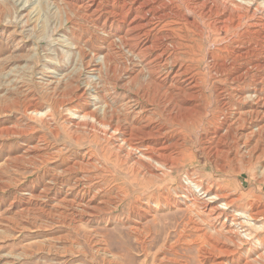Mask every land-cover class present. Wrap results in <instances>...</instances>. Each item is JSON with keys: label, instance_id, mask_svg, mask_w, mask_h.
Here are the masks:
<instances>
[{"label": "rangeland", "instance_id": "rangeland-1", "mask_svg": "<svg viewBox=\"0 0 264 264\" xmlns=\"http://www.w3.org/2000/svg\"><path fill=\"white\" fill-rule=\"evenodd\" d=\"M143 1L0 0V264H246L264 257V131L256 132L264 114L255 112L264 111V68L256 67L264 64V37H239L251 19H264V0H230L241 14L254 13L236 31L215 28L229 12L223 0L210 1L212 10L201 0ZM140 14L150 18V35L128 31ZM164 23L162 33L173 29L177 47L156 59L150 39ZM94 64L99 70L91 73ZM193 71L202 80L189 97L179 89ZM159 81L170 83V104L154 87ZM232 112L244 127L233 124L228 136L217 124ZM153 127L162 136L144 134ZM123 138L129 141L118 150ZM154 147L165 160H146ZM218 148L227 151L214 155ZM139 159L154 164L153 175ZM179 195L195 198L171 206ZM215 195L212 212L205 204Z\"/></svg>", "mask_w": 264, "mask_h": 264}, {"label": "bare ground", "instance_id": "bare-ground-1", "mask_svg": "<svg viewBox=\"0 0 264 264\" xmlns=\"http://www.w3.org/2000/svg\"><path fill=\"white\" fill-rule=\"evenodd\" d=\"M122 1V0H121ZM143 1V0H142ZM165 1V0H164ZM168 1V0H167ZM202 2L200 3V5L201 6H205V7H208L209 6V10H212L213 8H215L214 6H212V4L211 3H209L210 1H212V3H214V1L213 0H201ZM93 2V1H92ZM119 2H120V0H119ZM126 2H127V0H126ZM126 2H124V3H126ZM150 2V1H149ZM155 1H153L152 3H154ZM226 0H223L222 1V3H221V9H222V11L223 12H225L226 10L227 11H229L228 12V14H224V16H223V18H221V19H217L218 21H214L215 22V24H216V26H215V28H216V30H222V29H225V31L226 30H228L230 27H232L233 29H234V31H236L237 29H240V28H243L242 26H244L243 24H245V22L242 20L243 18H245V17H253L254 15V13L253 14H249V12H246V13H242L241 14V11H242V9H239V7L241 6V4H237L236 6H232V5H230V4H232V3H234V2H232V1H230V0H228V6H227V4H226ZM117 3V2H116ZM123 3V4H124ZM140 3V2H139ZM157 3V2H156ZM159 3H162V2H159ZM165 3V2H164ZM197 3V2H196ZM119 4V3H118ZM122 4V5H123ZM150 4V3H149ZM195 4V3H194ZM121 5V4H120ZM127 5V4H126ZM131 5V4H130ZM146 5V0H144L141 4H140V6L141 7H143V6H145ZM197 5V4H196ZM199 5V6H200ZM208 5V6H207ZM92 6V5H91ZM138 6V5H137ZM139 6V7H140ZM153 6H154V4H153ZM159 6V5H158ZM165 6V5H164ZM169 6V5H168ZM100 7V6H99ZM98 7V8H99ZM123 7V6H122ZM125 7V6H124ZM123 7V8H124ZM129 7V6H128ZM138 7V8H139ZM161 8H162V4H161V6H160ZM166 7V6H165ZM120 8H121V6H120ZM130 8V7H129ZM136 8V7H135ZM157 8V7H156ZM198 8H200V7H198ZM128 9V8H127ZM126 9V10H127ZM144 9V8H143ZM147 9V8H146ZM168 9V8H167ZM196 9V8H195ZM128 10H130V9H128ZM163 10H164V8H163ZM149 11H151V10H149ZM148 11V12H149ZM236 11V12H235ZM113 12H114V10H113ZM120 11H118V13H119ZM135 12H138V11H136L135 10ZM145 12V11H144ZM147 12V11H146ZM145 12V13H146ZM160 12V11H159ZM236 14H235V13ZM240 12V13H239ZM116 13V12H115ZM127 13V12H126ZM132 13V12H131ZM145 13H143V14H145ZM152 13V12H151ZM162 13H164V12H162ZM201 13V12H200ZM204 13V12H203ZM114 14V13H113ZM142 14V16H141V14H140V19H138L137 21H133V22H130L129 24H128V31H139V30H143V29H145V31H142V32H144V36H146V35H150L151 34V30H149V29H146L148 26H150V24H151V22L150 21H145V19H144V16L145 15H143ZM150 14V13H149ZM153 14V13H152ZM208 14V13H207ZM119 15H120V17H121V19L125 16V10H121V12L119 13ZM130 15V14H129ZM135 15H137L138 16V14L136 13ZM155 14H153V16H154ZM158 15H160V14H158ZM165 15H167V14H162V15H160L159 16V18H165ZM201 15V14H200ZM210 15V14H209ZM213 15V14H212ZM218 15V14H217ZM148 16V15H147ZM215 16V15H214ZM146 17V16H145ZM150 17V16H149ZM168 17V16H167ZM209 17V16H208ZM210 17H212V16H210ZM222 17V16H221ZM119 18V17H118ZM156 17H154V19H155ZM126 19V18H125ZM137 19V18H136ZM152 19H153V17H152ZM151 19V20H152ZM164 20V19H163ZM162 20V21H163ZM246 20V19H245ZM121 21V20H120ZM130 21V20H129ZM152 21H154V20H152ZM160 21V20H159ZM248 22V21H247ZM159 23V22H158ZM157 23V24H158ZM123 24V23H122ZM165 24V23H164ZM214 24V25H215ZM163 27L160 29L159 27H157V28H159L160 29V31L158 32V33H156L155 32V34H154V38L153 39H150V42H152V45H149V46H151V47H155V48H157L158 50H160V52L157 54V58L156 59H159L160 57H162V56H164V55H166L167 53L169 54V52L170 51H172V49H173V47H174V49H175V47H177V42L176 43H174L172 40H174L173 39V29L171 30V29H167L166 30V32L164 33H162V31H165L164 29H166V27L168 26V24H165V25H162ZM156 27V26H155ZM245 27V26H244ZM127 30V29H126ZM154 30V29H153ZM129 33V32H128ZM141 33V32H140ZM177 34V33H176ZM200 34H203L202 33V31H201V33ZM199 34V35H200ZM217 34H218V31H217ZM248 34H253V35H262L263 37H264V19H262L261 17H258L257 19H251V21L249 22V23H246V28L243 30V31H240L239 32V37L241 38V37H244L245 35H248ZM125 35V34H124ZM127 35V34H126ZM129 35V34H128ZM142 35V34H141ZM259 35V36H260ZM175 36V35H174ZM250 36V35H249ZM138 37H139V35H138ZM239 37H238V40H239ZM151 38V37H150ZM175 39H176V37H174ZM179 38V37H178ZM139 39V38H138ZM137 39V40H138ZM142 39V38H141ZM144 39V38H143ZM146 40V39H145ZM175 41V40H174ZM241 41V40H240ZM249 41H251V40H249ZM263 42V41H262ZM139 43H140V41H139ZM145 43V42H144ZM179 43V42H178ZM250 43V42H249ZM254 43V42H253ZM244 44V43H243ZM129 45V44H128ZM138 45V44H137ZM140 45V44H139ZM143 45V44H142ZM240 45V44H239ZM250 45V44H249ZM149 46L148 47H145L144 49H145V51L148 49L149 50ZM242 46V45H241ZM134 47V46H133ZM237 47V46H236ZM135 48V47H134ZM152 49V48H151ZM150 49V50H151ZM248 50V49H247ZM250 50V49H249ZM133 51V50H132ZM177 51V50H176ZM245 51V50H244ZM152 52V51H151ZM175 52V51H174ZM180 52V51H179ZM210 52V51H209ZM210 53H212V52H210ZM239 53V52H238ZM142 54V53H141ZM143 54H144V52H143ZM173 54H175V53H173ZM241 54V53H240ZM250 54H251V52H250ZM151 55V54H150ZM208 55V54H207ZM206 55V56H207ZM213 55V54H212ZM215 55V54H214ZM237 55V54H236ZM243 55V54H242ZM249 55V54H248ZM170 56H173L172 54H170ZM178 57L180 56V55H177ZM177 56H175L176 58H177ZM205 56V57H206ZM210 56H211V54H210ZM244 56V55H243ZM257 56V55H256ZM150 57V56H149ZM238 57V56H237ZM240 57H242V56H240ZM246 57V56H245ZM168 58V57H167ZM170 58V57H169ZM215 58H218V57H215ZM235 58V57H234ZM166 59V58H165ZM173 59V58H172ZM191 59H193V58H191ZM238 59H239V57H238ZM255 59V58H254ZM104 60V59H103ZM151 60V59H150ZM149 60V61H150ZM177 60V59H176ZM203 60V59H202ZM212 60V59H211ZM162 61V60H161ZM160 61V62H161ZM170 61H171V59H170ZM178 61V60H177ZM215 61H216V59H215ZM250 61V60H249ZM151 62H153V61H151ZM159 62V61H158ZM264 62V61H263ZM162 63V62H161ZM160 63V64H161ZM166 63H167V61H166ZM172 63H175V61L174 62H172ZM180 63V62H179ZM215 63H217V62H215ZM252 63V62H251ZM256 63V62H255ZM255 63H254V65H255ZM262 63V62H261ZM151 64V63H150ZM170 63H168V65H169ZM184 64H185V62H184ZM189 64H191V63H189ZM198 64V63H197ZM257 64V63H256ZM149 65V64H148ZM148 65H146V66H148ZM153 65H154V63H153ZM165 65V64H164ZM167 65V64H166ZM165 65V66H166ZM171 65V64H170ZM173 65V64H172ZM181 65V64H180ZM187 65V64H186ZM192 65H193V63H192ZM161 66V65H160ZM188 66V65H187ZM194 66V65H193ZM216 66V65H215ZM158 67V66H157ZM181 67V66H180ZM191 67V66H190ZM190 67H189V69H190ZM257 68L258 67H261V68H264V64L262 63V64H260V65H257L256 66ZM149 68V67H148ZM151 68V67H150ZM160 68V67H159ZM158 68V69H159ZM154 69V68H153ZM187 69H188V67H187ZM185 70L184 69V71L185 72H183V73H180V74H187L189 71L188 70ZM99 70V68L96 66V64H94V65H92L91 66V68H90V71H91V73L92 72H97ZM180 70H181V68H180ZM191 70V69H190ZM194 70V69H193ZM239 71V70H238ZM157 72V71H156ZM156 72H155V74H156ZM159 72V71H158ZM176 72V71H175ZM243 72H245V71H243ZM152 73H154L153 72V70H152ZM240 73V72H239ZM242 73V72H241ZM246 73H248V75H249V73H250V69H248V70H246ZM149 74V73H148ZM159 74V73H158ZM171 74V73H170ZM190 74V77H189V79H187L186 80V82H188L189 81V83L188 84H186V86H182L180 89L179 88H177V90L179 89L180 90V92H184L185 94H187L189 97H193V96H195V89H196V86H198L197 84L199 83V81H198V79H200V78H198L197 79V73H195L194 71H193V73H189ZM200 74V73H199ZM207 74V73H206ZM244 74V73H243ZM173 75V74H172ZM171 75V76H172ZM175 76H176V74H174ZM245 75V74H244ZM243 75V76H244ZM148 76V75H147ZM149 76H150V74H149ZM153 76V75H152ZM168 75H166L165 77H167ZM180 76V75H179ZM202 76V75H201ZM200 76V77H201ZM204 76V75H203ZM240 76H242V74H239V77ZM164 77V78H165ZM180 77H182V76H180ZM205 77V76H204ZM172 78V77H171ZM176 78V77H175ZM241 78V77H240ZM158 79V78H157ZM186 79V78H185ZM184 79V80H185ZM162 80V79H161ZM200 80H202V79H200ZM150 81V80H149ZM176 81H178V80H176ZM193 81V82H192ZM148 83V82H147ZM173 83V82H172ZM170 83H166L165 81L164 82H162V81H159V82H157V83H154V87L156 88V90H158V92H159V95H161V97L160 98H162V93H163V96L165 95L166 96V98L168 97V102L167 103H171V102H173V99H175V96H174V93H172V91H171V86L169 85ZM185 84V83H184ZM180 85H181V83H180ZM180 85L178 84V86L180 87ZM174 86V85H173ZM176 87V86H175ZM175 87H174V89H175ZM200 87V86H199ZM242 87V86H241ZM173 89V90H174ZM198 89H200V88H198ZM155 90V91H156ZM176 90V91H177ZM154 91V92H155ZM157 92V93H158ZM189 92V93H188ZM201 92V91H200ZM241 92V91H240ZM177 94V93H176ZM184 94V95H185ZM139 95V94H138ZM183 95V96H184ZM164 96V97H165ZM187 96V97H188ZM156 97H157V95H156ZM155 97V98H156ZM179 97V96H178ZM188 97V98H189ZM150 98V97H149ZM159 99V98H158ZM241 99V98H240ZM156 100H157V98H156ZM160 101V100H159ZM161 101H163L164 102V99H162ZM153 102V101H152ZM156 102V101H155ZM178 102V101H177ZM175 103V102H174ZM173 103V104H174ZM94 104V103H93ZM157 104V103H156ZM164 104V103H163ZM197 104H198V101H197ZM91 105V102H90V104H88L87 106H90ZM158 105V104H157ZM196 105V104H195ZM195 105H193V107H195ZM159 106H160V104H159ZM158 106V107H159ZM161 106L163 107V105H162V103H161ZM169 106V105H168ZM175 107V106H174ZM192 107V106H191ZM176 108L177 109H179L180 111H182V110H184L183 108H180L179 107V105L178 106H176ZM166 110H172L171 109V106L170 107H168V108H165ZM165 109H163V110H165ZM198 109V108H197ZM176 110V109H175ZM185 111H187V110H185ZM91 112V111H90ZM188 112V111H187ZM201 112V111H200ZM257 114L259 113V112H262V114H264V111H255ZM181 113V112H180ZM253 113V112H252ZM89 114V113H88ZM103 114V113H102ZM102 114H101V116H102ZM166 114H167V111H166ZM185 114H187V113H185ZM237 114H241V113H236V112H232L230 115H231V117L230 116H228V117H226V121H224V122H221V123H218L217 124V126H223V125H226L227 127H228V130H227V132H226V134L225 135H228L229 136V134L232 136V133H230L231 132V129L233 128L232 126H233V124H239V123H241L240 122V119H239V117L235 120V118L238 116ZM262 114H260L261 116H262ZM90 115H92V114H90ZM96 115V114H95ZM106 115V114H105ZM172 115V114H171ZM167 116H169V113H168V115ZM174 116V115H173ZM154 117V116H153ZM232 117H234V119L233 120H235V121H233L232 120V122H231V119H232ZM259 117V116H258ZM98 119V118H97ZM169 119H172V117L170 116V118ZM177 119V118H176ZM100 120V119H99ZM98 120V121H99ZM225 120V119H224ZM103 121V120H102ZM101 121V122H102ZM188 121V120H187ZM210 121V120H209ZM106 123V122H105ZM110 124V123H109ZM239 126H242V127H244V124L242 125V124H239ZM120 127V126H119ZM242 127H240V128H242ZM112 128H113V126H112ZM137 128V127H136ZM121 129V128H120ZM135 129V128H134ZM140 129V128H139ZM153 130H155V131H152V130H150V131H147V132H145L144 134L145 135H147V137L149 136V138L150 137H154V138H159V136H162V130L158 127V128H152ZM248 129V128H247ZM109 130V129H108ZM114 130L116 131H118L119 130V128H114ZM105 131V130H104ZM103 131V132H104ZM107 131V130H106ZM136 131V130H135ZM138 131H140V130H138ZM245 131H248V130H243L242 132H245ZM262 131H264V123H263V125L260 127V128H258V130H256V132H257V134L259 135V136H262ZM141 132V131H140ZM143 132H144V130H143ZM255 131H253V132H251V133H256ZM119 133V132H118ZM125 133V132H124ZM246 133V134H245ZM244 133V136L247 138V140H248V138H250V132H245ZM108 134H110V132L108 131ZM112 134V133H111ZM143 134V135H144ZM116 135V134H115ZM122 135V134H121ZM128 135L131 137L132 135H133V130H130L129 131V133H128ZM118 136V135H117ZM99 137V136H98ZM103 137V136H102ZM106 137V136H105ZM112 137V136H111ZM146 137V136H145ZM243 137V136H242ZM252 137H254V135L252 136ZM117 138V137H116ZM118 138H121V137H118ZM148 138V139H149ZM225 138V137H224ZM124 140L122 141V142H120L121 143V145L118 147V150H123V148L125 147L124 145L129 141L128 139H125V138H123ZM168 139V138H167ZM256 139H258V138H256ZM262 140V139H261ZM256 141V140H255ZM249 142V141H248ZM259 142V141H258ZM129 143H131V141L129 142ZM256 143V142H255ZM260 143V142H259ZM176 145H177V143H176ZM257 145V144H256ZM171 146H175L174 144H172ZM181 146V145H180ZM255 146V145H254ZM253 146V147H254ZM116 147V146H115ZM130 149L132 148V146L130 147V146H128ZM134 147V146H133ZM166 147V149L168 148V147H170V145L169 146H165ZM165 147H162L163 149H165ZM158 148V147H157ZM156 147H154L150 152V154L149 155H146L145 156V158H146V160H155V161H159L158 160V156H160L159 158L161 159V158H163L164 159V157H165V155L167 154H165V155H162V154H158V155H156L157 153H158V149H157ZM165 149V150H166ZM125 150H126V148H125ZM216 150V151H215ZM254 150V149H253ZM149 151V150H148ZM227 150H224L223 148L222 149H214V155H221V154H224L225 152H226ZM128 154H130V150L127 152ZM135 153V152H134ZM149 153V152H148ZM173 153V152H172ZM172 153L170 154V155H168L167 157L169 158L168 159V162L170 161L171 163H173L176 159H178L177 157H175V156H173L172 155ZM177 154V153H176ZM175 154V155H176ZM213 155V156H214ZM155 157H157V158H155ZM137 158V157H136ZM144 158V157H143ZM155 158V159H154ZM138 159V158H137ZM163 159H161V161H163ZM165 160V159H164ZM136 161V160H135ZM167 161V160H166ZM138 162V164H141L142 165V167L145 169V171L146 172H148L149 173V175H153L154 173V170H153V166H154V164H153V166L151 165V163L150 162H148V164H146V163H141L140 162V159H139V161H136V163ZM130 163V162H129ZM154 163V162H153ZM170 163V164H171ZM172 165V164H171ZM154 168H155V166H154ZM55 178H57V177H55ZM59 179V178H58ZM75 186V185H74ZM72 187H73V185H72ZM206 193V192H205ZM195 195V194H194ZM224 195V194H223ZM184 198H187V200H192L193 198H195V197H190V198H188V197H185V196H183V195H179L178 197H177V199L175 200V201H173L172 203H171V206H176V205H178V204H180L181 202H184L186 199H184ZM213 198H215V199H217L218 198V195H215L214 197H212L209 201V203H206L205 204V207L206 208H208V207H210V210L212 211V212H216L219 208H218V205L216 206L214 203L215 202H217L215 199H213ZM89 201V200H88ZM95 201V200H94ZM92 207V206H91ZM95 207V206H94ZM145 209H147V208H145ZM83 210V209H82ZM85 210V209H84ZM148 211V210H147ZM88 218V217H87ZM91 218V217H90ZM72 223H74V221H72ZM75 224V223H74ZM73 228V227H72ZM76 228V227H75ZM75 228H73V229H75ZM79 228V227H78ZM88 234V233H87ZM87 237H88V235H87ZM227 240H229V241H231V243L234 245V246H236V247H240V242L239 241H235L234 239H232V238H227ZM223 247V246H222ZM221 248V247H220ZM224 249H226L225 247H223ZM233 251V250H232ZM234 251H235V249H234ZM219 252H221V253H225V252H230V251H227V250H218V253ZM220 253V254H221ZM263 259H264V257H262V255H259L257 258H254V259H251L250 261H247V263L246 264H263L264 262H263ZM214 262V261H213ZM219 263V262H218ZM213 264V263H212ZM215 264H216V261H215ZM222 264V263H221Z\"/></svg>", "mask_w": 264, "mask_h": 264}]
</instances>
